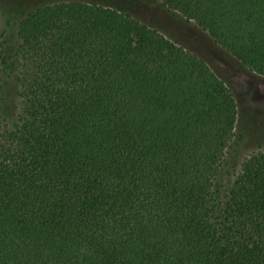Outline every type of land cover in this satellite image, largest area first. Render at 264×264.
<instances>
[{"label":"trees","instance_id":"obj_1","mask_svg":"<svg viewBox=\"0 0 264 264\" xmlns=\"http://www.w3.org/2000/svg\"><path fill=\"white\" fill-rule=\"evenodd\" d=\"M264 77V0H156ZM14 103L4 109V78ZM194 53L62 1L0 40V264H264V149Z\"/></svg>","mask_w":264,"mask_h":264},{"label":"rangeland","instance_id":"obj_2","mask_svg":"<svg viewBox=\"0 0 264 264\" xmlns=\"http://www.w3.org/2000/svg\"><path fill=\"white\" fill-rule=\"evenodd\" d=\"M62 1L94 2L126 12L142 24L156 29L167 39L202 58L213 74L222 80L234 99L237 123L228 163L238 162L249 153L264 149V77L242 67L232 56L215 46L207 34L156 0H0V40L6 49L16 42L21 15L34 8ZM4 109L14 103L12 79L4 78Z\"/></svg>","mask_w":264,"mask_h":264}]
</instances>
